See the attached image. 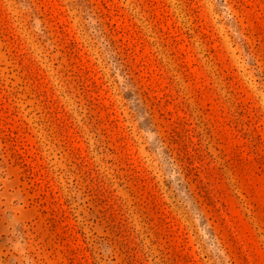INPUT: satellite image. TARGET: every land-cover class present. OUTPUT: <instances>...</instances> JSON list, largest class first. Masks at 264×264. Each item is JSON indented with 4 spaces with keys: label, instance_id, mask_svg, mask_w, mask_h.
I'll use <instances>...</instances> for the list:
<instances>
[{
    "label": "rangeland",
    "instance_id": "rangeland-1",
    "mask_svg": "<svg viewBox=\"0 0 264 264\" xmlns=\"http://www.w3.org/2000/svg\"><path fill=\"white\" fill-rule=\"evenodd\" d=\"M0 264H264V0H0Z\"/></svg>",
    "mask_w": 264,
    "mask_h": 264
}]
</instances>
